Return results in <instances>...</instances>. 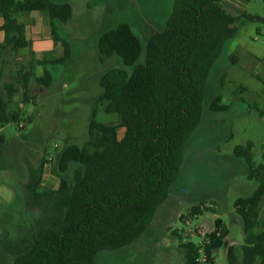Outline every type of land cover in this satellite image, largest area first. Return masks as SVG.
Wrapping results in <instances>:
<instances>
[{"label": "trees", "instance_id": "trees-1", "mask_svg": "<svg viewBox=\"0 0 264 264\" xmlns=\"http://www.w3.org/2000/svg\"><path fill=\"white\" fill-rule=\"evenodd\" d=\"M225 1L176 0L166 29L149 40L146 63L136 66L131 74L128 68L135 66L142 54V44L131 26L121 23L100 37V58L119 56L123 60V68L102 75L98 100V106H103L107 114L117 115L118 122L97 121V106L87 143L67 146L59 157L57 166L62 176L58 191L32 192L36 200H51L67 190L72 195L63 224L35 237L29 250L16 257L14 264H96L100 252L130 246L147 232L180 177L187 144L202 122L211 69L238 32L239 17L227 12ZM32 12L49 18L52 39L64 49L58 62L71 56V42L60 29L73 17L71 4L0 0L5 33L0 43V130L10 123L26 122L21 108L14 106L15 97L22 93L24 102H31L33 80L46 87L52 83L48 71L38 77L24 68L10 81H3L10 56L33 44L26 24L20 20L21 15ZM241 17L264 22L258 15L243 13ZM210 109L222 113L228 107L217 96ZM120 129L125 130L123 137ZM254 147L249 141L234 150L246 165V177L257 183V189L252 196L235 202L245 238L242 257L235 246L229 247L228 264H264V230L258 231L264 202V164L254 162ZM73 163L79 166L73 171L71 186L66 173ZM43 168L44 164L41 175ZM202 213L199 205L193 206L190 217ZM229 234L218 218L214 230L199 243L184 242L180 235L185 263L215 264V254Z\"/></svg>", "mask_w": 264, "mask_h": 264}, {"label": "rangeland", "instance_id": "rangeland-1", "mask_svg": "<svg viewBox=\"0 0 264 264\" xmlns=\"http://www.w3.org/2000/svg\"><path fill=\"white\" fill-rule=\"evenodd\" d=\"M55 1L73 7L72 19L60 25L61 34L71 42L70 59L58 62L63 56L61 44L55 43L57 50L52 54L35 52L32 44L31 48L10 56L3 79L10 81L22 68L38 77L46 71L52 76L49 87L32 81L31 102L25 103L22 93L15 97L14 106L21 108L26 122L7 124L0 131V137L5 139H0V264H14L16 257L32 246L33 236L38 237L48 228H59L64 222L71 190L59 197L58 201L65 199V203L56 209L54 222L43 225L36 224V214L30 208L43 207L47 200H36L32 192L59 188V157L67 146L87 143L93 110L102 93V75L124 67L119 56L100 58V37L121 23L131 26L142 44L140 58L128 68L131 74L136 66L146 63L149 40L166 29L176 0ZM223 7L239 17L238 32L211 69L202 122L187 144L180 177L147 232L130 246L100 252L96 264H186L180 235L184 242L199 243L214 230L218 218L230 234L216 252L215 264H228L230 246H235L242 257L245 236L235 202L252 196L257 183L246 177V165L234 150L252 141L257 163L263 162L264 22H251L241 16L247 13L264 18V0H226ZM36 14L39 15H21L20 19L27 26L29 39L45 46L46 35L51 33L49 18L40 12ZM217 96L228 107L226 112L211 111V101ZM29 117L31 120L27 121ZM96 120L114 124L118 116L107 114L103 106H98ZM124 131L119 130L120 137ZM44 161H49L50 166L41 175ZM78 166L71 164L66 173L71 186L73 171ZM52 200L55 198L49 203ZM198 205L203 213L190 217L191 208ZM260 230H264V205ZM20 231L29 234V242L13 250L11 245L15 247L19 241Z\"/></svg>", "mask_w": 264, "mask_h": 264}, {"label": "crops", "instance_id": "crops-1", "mask_svg": "<svg viewBox=\"0 0 264 264\" xmlns=\"http://www.w3.org/2000/svg\"><path fill=\"white\" fill-rule=\"evenodd\" d=\"M36 13H38V12H32V13H30V16L31 17H35V16L39 15V14H36ZM3 24H4V21L0 17V43L4 42V39H5V33L2 30ZM49 24H50V20H49ZM44 42H45V46L40 44V43H36V42L34 43L33 42V45L35 47V52H39V53L41 52V54H43V52H46L48 54H52L55 51V49L57 50V47H55V42L52 39L51 33L48 32ZM1 61H2V59H1V56H0V65H1ZM0 131H2V129ZM0 138L5 142L4 138H2V137H0ZM254 162L257 165L264 164V153H263V162L262 163H257V161L255 159V154H254ZM45 164H46V167H45ZM48 166H50V162L49 161H44V168L47 169ZM43 173H44V171H43ZM42 175H44V174H42ZM58 189L54 188V189H52V191H58ZM9 195L12 196V193L9 194ZM60 196L55 197V201L52 200L51 203H49L50 201L47 200V202L43 205V207L34 206V207L30 208L31 211H33L36 214V217H35L36 224L38 223V225L39 224L43 225V224H50V223L54 222V220L56 218V216H55L56 209L59 208V206H61L62 203H65V199H63L61 202H59L60 201V198H59ZM52 199H54V198H52ZM56 199H57V201H56ZM263 205H264V202H263ZM66 207H67V205H66ZM19 234H20V237L18 239L19 241L17 242L15 247L13 246V244L11 245L13 250H17V249L21 248L23 245H26L29 242V240L27 239L28 238L27 236L29 234H27V232L23 233L22 231H20ZM33 237L35 238L36 236H33ZM30 238H32V236Z\"/></svg>", "mask_w": 264, "mask_h": 264}, {"label": "built area", "instance_id": "built-area-1", "mask_svg": "<svg viewBox=\"0 0 264 264\" xmlns=\"http://www.w3.org/2000/svg\"><path fill=\"white\" fill-rule=\"evenodd\" d=\"M24 125L22 124L21 127H23Z\"/></svg>", "mask_w": 264, "mask_h": 264}]
</instances>
